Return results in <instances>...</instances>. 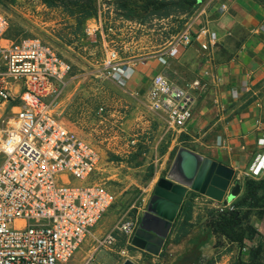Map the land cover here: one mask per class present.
Wrapping results in <instances>:
<instances>
[{
    "label": "built area",
    "instance_id": "built-area-1",
    "mask_svg": "<svg viewBox=\"0 0 264 264\" xmlns=\"http://www.w3.org/2000/svg\"><path fill=\"white\" fill-rule=\"evenodd\" d=\"M8 29L0 12V264L65 263L114 195L93 177L98 152L54 115L70 63L39 38L12 39ZM192 32L186 24L159 61L190 45ZM194 37L202 49L216 43L204 27ZM102 71L121 86L130 73L115 50L107 51ZM146 93L149 110L162 114L168 128L178 130L191 118L190 96L163 74L151 77ZM258 130L261 152L243 172L254 180L264 177V132ZM137 225V220L120 219L97 240L93 253L111 247L119 234L129 241Z\"/></svg>",
    "mask_w": 264,
    "mask_h": 264
},
{
    "label": "rangeland",
    "instance_id": "rangeland-1",
    "mask_svg": "<svg viewBox=\"0 0 264 264\" xmlns=\"http://www.w3.org/2000/svg\"><path fill=\"white\" fill-rule=\"evenodd\" d=\"M203 1L197 0L195 6L183 9L171 8L173 28L180 31L185 19ZM136 2L137 19L149 23V13L141 10L145 1ZM86 3L92 5V0H0V12L9 21L8 37H37L59 54L66 51L63 54L71 65V73L55 102L54 115L95 148L100 160L93 177L114 195L112 205L78 250L65 263L58 264H81L89 256H92L91 264H161V260L152 262V254L134 246L131 239L126 241L121 234L111 247L93 253L97 240L117 221L125 218L139 221L157 180L168 179L177 146L174 130L168 128L162 114L149 110L144 94H130L103 74L102 63L107 50L94 36L82 37L81 23L86 9L79 6ZM180 12L185 14L184 21L179 18ZM83 44L87 49H83ZM115 51L120 62L137 53ZM242 193L225 207L220 203L217 206L216 201H208L206 205L190 200L191 216L194 210L197 212L195 226L204 231L200 237L210 234L208 224L214 221L217 212L233 210V203ZM257 212L250 215L247 222L264 243V209ZM191 227L187 224L181 232L187 233ZM214 238L213 254L200 264H235L238 260L247 263L249 251L257 245L255 241L245 240L239 246L221 235ZM255 262L264 264V245Z\"/></svg>",
    "mask_w": 264,
    "mask_h": 264
},
{
    "label": "crops",
    "instance_id": "crops-1",
    "mask_svg": "<svg viewBox=\"0 0 264 264\" xmlns=\"http://www.w3.org/2000/svg\"><path fill=\"white\" fill-rule=\"evenodd\" d=\"M117 1L94 0V15L82 17V37L94 36L107 51L137 52L121 61L130 72L123 85L128 93L147 97L148 81L160 73L188 94L191 118L182 128L174 130L175 156L183 148L231 168V184L237 182L241 194L243 172L261 152L256 144L261 135L258 128L264 132V0H204L185 21L182 13L179 18L184 21L183 26L192 25L191 43L179 47L174 56L165 58V63L158 58L165 56L179 32L173 28V14H149V23H146L137 17H125ZM201 27L216 37V43L208 49H202L194 37ZM63 52L66 53L62 51L61 55L66 57ZM176 167L180 172V165ZM168 179L177 182L174 176L169 175ZM193 193L188 191L182 204ZM194 194L191 200L196 203L213 201ZM182 204L159 255H152V262L177 264L175 260L186 251L187 245L203 235L204 231L195 226L197 212L194 210L188 223L192 225L190 231L176 238L177 216ZM229 204L230 200L226 206ZM214 241V235H209L199 245L203 258L213 254Z\"/></svg>",
    "mask_w": 264,
    "mask_h": 264
},
{
    "label": "water",
    "instance_id": "water-1",
    "mask_svg": "<svg viewBox=\"0 0 264 264\" xmlns=\"http://www.w3.org/2000/svg\"><path fill=\"white\" fill-rule=\"evenodd\" d=\"M178 164L180 172L176 167ZM170 175L177 182L173 183L167 178L157 180L131 238L134 246L155 256L159 255L188 191L201 194L223 206L240 192L237 182L231 184V168L208 158H200L183 148L175 156Z\"/></svg>",
    "mask_w": 264,
    "mask_h": 264
},
{
    "label": "trees",
    "instance_id": "trees-1",
    "mask_svg": "<svg viewBox=\"0 0 264 264\" xmlns=\"http://www.w3.org/2000/svg\"><path fill=\"white\" fill-rule=\"evenodd\" d=\"M136 1L142 0H119L117 1V7L123 11V15L127 18H134L136 12L134 8ZM145 2L141 5V10L148 12L149 14H157L158 16L170 15V9L175 7L183 9V7L195 6L197 0H144ZM94 0H92L93 5ZM91 3L83 4L79 8H85L83 16L94 15V6ZM93 7V8H92ZM165 11V12H164ZM184 13V12H180ZM195 194H191L187 197L186 201L182 204L176 225V238L184 237L185 233L181 230L191 220V205L190 200ZM233 210L217 212L214 221L209 225L210 234H206L201 238H198L196 242L192 241L191 244L187 245L186 251L178 257L175 261L177 264H200L204 259L200 254L198 247L206 241L209 235H221L227 241L236 243L239 246L243 245V242L255 241L257 242L256 247L251 248L247 257V263L238 260L235 264H256V260L261 255V248L264 243L261 242L259 234L254 230L252 226L248 224V218L250 215L258 213L259 209H264V177L258 180L245 178L243 182V193L236 202L233 203ZM244 226V228H242ZM215 246V245H214Z\"/></svg>",
    "mask_w": 264,
    "mask_h": 264
},
{
    "label": "flooded vegetation",
    "instance_id": "flooded-vegetation-1",
    "mask_svg": "<svg viewBox=\"0 0 264 264\" xmlns=\"http://www.w3.org/2000/svg\"><path fill=\"white\" fill-rule=\"evenodd\" d=\"M151 196H152V194H151ZM138 223H139V221H138ZM138 226V225H137ZM137 228V227H136ZM133 236V235H132Z\"/></svg>",
    "mask_w": 264,
    "mask_h": 264
}]
</instances>
